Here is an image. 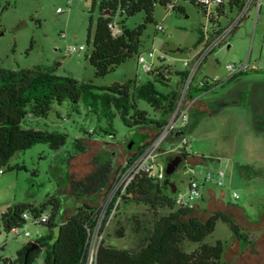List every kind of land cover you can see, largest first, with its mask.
I'll return each mask as SVG.
<instances>
[{
    "label": "rangeland",
    "instance_id": "rangeland-1",
    "mask_svg": "<svg viewBox=\"0 0 264 264\" xmlns=\"http://www.w3.org/2000/svg\"><path fill=\"white\" fill-rule=\"evenodd\" d=\"M99 1L96 0L93 7V0H74L66 9L64 0H0L1 7H7L0 15V68L40 69L79 83L92 82L96 88L124 84L129 80L144 83L147 75L135 55L106 76L94 77V69L85 56L92 50L91 41L87 42L89 17L91 15L95 26ZM173 4L184 12L155 4L153 23L146 25L141 37L140 53L148 64L157 65L158 56L164 55V64L172 70L191 72L200 49L196 44L198 30L209 31V23L189 1L175 0ZM58 8L65 12L57 13ZM237 15L232 12L229 18L235 21ZM143 19L144 14L138 13L128 18L125 25L133 29L142 24ZM113 22L117 25L119 19ZM222 24L227 25L225 21ZM159 26L161 31L157 30ZM226 42L207 55L193 76V86L210 80L214 87L191 103V121L198 120V124L187 131L186 151L190 155L172 174L171 182L175 184L177 198L186 197L191 180L200 185L202 199L192 205L193 215L201 220L213 212H224L242 227L249 228L253 224L249 234L252 242L242 246L226 224L217 222L214 232L204 242L209 245L216 241L227 243L222 264H264V121L255 123L245 106L250 98L256 102L264 98V0L259 15L256 17L255 11L251 10ZM81 45L85 47L84 51L65 56L67 47ZM149 52H153L154 57H150ZM246 62L256 69L248 68L238 82L227 83L226 67ZM179 82V77L172 76L168 87L156 85V88L163 93L177 90L180 96L184 86ZM241 82L250 84L230 98L231 105L226 106L221 102L222 97L236 92ZM93 92L100 93L98 90ZM137 106L150 116L154 115L146 103L138 101ZM22 128L66 134V144L59 151H52L46 145H35L9 160L8 166L14 170L0 167L4 171L0 174V215L9 207L39 206L51 198L59 200L65 217L73 215L84 204L98 209L101 212L100 227L104 219L107 222L101 234L96 230L92 236L88 251L91 261L102 240L117 249L137 251L146 243L154 221L170 213L169 209L154 212L145 205L129 203L110 210L106 218L109 208L106 191L95 198H76L70 194V181L83 180L95 169L96 161L111 159L115 170L137 152L140 141L143 144L153 141L155 133L129 129L116 116L111 123L113 138H110L101 132L108 129L106 120L89 112L82 100L75 110L69 101L52 105L47 117L26 118ZM89 133L91 137L87 135ZM76 139L84 144L85 152L74 151ZM169 146L165 144L158 150L159 167L163 168L171 158L164 154ZM240 167L248 169L242 172ZM207 175L213 180L204 183ZM217 178L222 185H218ZM233 194L238 198L234 199ZM45 211L50 212V207ZM26 229L31 238H14L0 227V242L6 243L4 257L14 260L26 243L48 233L45 226L27 225ZM52 231L57 234L56 228ZM118 232H122V238ZM195 248V244H184L187 252ZM44 256L42 251L33 264H42Z\"/></svg>",
    "mask_w": 264,
    "mask_h": 264
},
{
    "label": "trees",
    "instance_id": "trees-1",
    "mask_svg": "<svg viewBox=\"0 0 264 264\" xmlns=\"http://www.w3.org/2000/svg\"><path fill=\"white\" fill-rule=\"evenodd\" d=\"M174 1L100 0L99 15L95 26H93L90 15L87 29V42L91 41L92 50L85 56V59L93 67L94 77L102 78L134 55L140 56L141 37L146 25L153 23L155 4L163 8L172 5V10L183 13L184 10L175 6ZM187 1L195 5L202 13L197 0ZM95 3L96 0H93V7ZM242 6L243 3L239 0L229 2L227 4L228 13H237ZM6 8V6L1 7L0 4V15ZM138 13L144 14L143 23L133 29L127 28L125 25L127 19ZM116 18L119 19L117 24L119 34L113 36L108 24ZM201 40L202 31L198 30L196 44L199 45ZM243 74L232 77L227 80V83L238 82V78ZM146 75L147 79L144 83L129 80L124 84L96 88L92 82L79 83L71 78L56 77L52 73L40 69L7 70L0 68V167H6L9 171L14 170L15 168L8 166L9 160L35 145H46L52 151H59L65 146L66 134L22 128V123L26 118H45L52 105H61L65 101H69L75 110L79 101L82 100L84 107L89 112L104 118L108 129L101 132L110 138H113L110 130L111 123L116 116L129 129L140 133L150 131L156 134L167 124L179 98L177 90L163 93L156 88V85L168 87L172 76L179 77V83L183 85L187 79L188 71L176 72L169 65L158 61V64L154 65ZM249 84V82H241L240 90H246ZM213 87L214 84H205L203 87L190 84L187 99L193 100L203 96L209 93ZM94 90H98L100 93H94ZM138 101L146 103L154 115L150 116L148 112L140 110L137 106ZM225 105L231 104L226 102ZM245 106L255 123H260L259 119L264 121V98L261 102L250 98ZM191 120L189 115L185 128L177 131L181 132L180 138L170 140L169 137L177 133L174 132L162 146L177 144L180 139L186 137L187 131L194 129L198 124V120L193 122ZM87 135L92 136L90 133ZM148 144H143L140 141L137 152L131 156L129 161H133L141 154ZM74 151L83 153L86 151V147L76 139ZM184 153L186 156L190 155L186 150ZM246 169L248 167H240L242 172ZM113 171L114 164L111 159L96 161L95 169L83 180L70 181L71 196L76 198L102 196L108 189ZM163 182L157 183L146 174H139L120 197L121 205L142 204L154 212L158 209L171 210L168 215L159 216L154 221L146 243L137 251L117 249L102 240L90 261L89 245L101 212L84 204L78 207L73 215L65 217L59 200L51 198L39 206L15 205L0 215V227L5 233H8L12 228L20 227L23 224L22 214L24 212L37 213L50 207V219L44 225L48 229V233L26 243L16 253L14 260L5 258L3 264H33L42 251L45 254L42 264H222L227 243L216 241L215 244L209 245L204 242L206 237L214 232L219 221L228 226L231 234L242 246L251 243L246 230L241 228L235 219L227 213L213 212L205 220H201L193 215L192 208H177L175 204L176 188L173 194V190L164 186ZM114 203L115 199L109 206L106 218H108ZM106 222L107 220L104 219L98 230L99 234L103 232ZM54 228L57 229L56 235L52 231ZM118 236L122 238V232H118ZM185 243L195 244L196 248L187 252L184 250ZM33 246L35 247L30 250Z\"/></svg>",
    "mask_w": 264,
    "mask_h": 264
},
{
    "label": "built area",
    "instance_id": "built-area-1",
    "mask_svg": "<svg viewBox=\"0 0 264 264\" xmlns=\"http://www.w3.org/2000/svg\"><path fill=\"white\" fill-rule=\"evenodd\" d=\"M74 0H64V5L66 9H69ZM235 0H197V4L202 9V14L209 23V31L206 29L202 30V40L199 44L200 49L198 54L195 56L194 65L191 72H188L187 79L184 82V90L182 94L179 96L176 108L169 118L167 124L160 129L156 133V137L153 141L149 142L147 147L139 154L133 161H129L126 159L121 165H119L112 174L111 180L109 182L107 192V198L109 202V206L111 202L115 199V203L113 204L112 211L118 208L120 204V197L125 193L128 186L132 183V181L139 174H146L151 179H153L157 183H162L165 179L164 167H159L156 161L158 156V150L162 147L164 141L174 132L180 131L188 123L189 115H190V106L193 100H188L187 95L189 91V86L192 84L193 76L195 75L197 69L200 67L201 63L204 59L209 55L217 46L222 44H226V40L228 36L235 30V28L239 25V23L245 18L248 17L249 12L251 10L255 11L256 17L259 15V11L261 9V3L263 0H239L243 3V6L240 11L237 12V19L233 21L229 18L228 7L227 4ZM223 5V8L221 6ZM169 9H172L173 6L169 5ZM57 13L65 12L63 8H58L56 10ZM236 13V12H235ZM222 21H225L227 25H223ZM109 29L112 31V35L116 36L119 34L118 26L111 22L108 24ZM157 30H162L159 26ZM64 38V35L61 36ZM229 47V46H228ZM84 46H69L64 50L65 56H71L72 54L79 53L84 51ZM150 57H154L153 52H149ZM157 61L165 62L166 59L164 55H160L157 58ZM137 63L142 66V69L145 73L149 72L154 65L148 64L146 59L140 55L137 58ZM248 68L256 69L255 67H249L248 63L239 64L238 66L229 65L226 67L227 72L229 73V79L232 77L245 73ZM213 85V82L210 80H205L201 82L199 87H203L204 85ZM196 99V98H195ZM188 146V141L186 137L180 139L177 144H170L164 151V154L168 156H176L180 153L184 152ZM3 170L0 169V174H3ZM222 176V173L220 174ZM213 180L211 175H207L204 178V183ZM218 185H222V181L220 178H217ZM233 198L237 199L238 195L233 194ZM202 199V193L200 192V185L191 180L188 184L187 195L185 198H177L175 199V204L177 208H194L192 203ZM109 209V208H108ZM109 216V215H108ZM50 212L40 211L37 213L24 212L22 214L23 224L20 227L12 228L8 234L12 235L14 238L23 237V238H31L29 231L26 229L27 225L32 226H44L49 222ZM100 218L97 223V227L95 229L99 230ZM94 232V233H95ZM98 232V231H97ZM36 239V238H35ZM32 239L30 241H33ZM5 242H0V264H3V261L6 257L3 255ZM94 257V256H93ZM91 257V260L93 259ZM13 264V263H10Z\"/></svg>",
    "mask_w": 264,
    "mask_h": 264
},
{
    "label": "water",
    "instance_id": "water-1",
    "mask_svg": "<svg viewBox=\"0 0 264 264\" xmlns=\"http://www.w3.org/2000/svg\"><path fill=\"white\" fill-rule=\"evenodd\" d=\"M181 137V132H177L173 134L172 136L169 137V139H178ZM130 147V146H129ZM180 163V159L178 157L171 159L170 161L167 162V165L165 166L164 174H165V179L163 182L164 186H168L171 188L173 191L172 193H175V184L169 181V177L172 176V174L176 171L178 165ZM35 246L31 247L30 250H32ZM29 250V251H30Z\"/></svg>",
    "mask_w": 264,
    "mask_h": 264
},
{
    "label": "flooded vegetation",
    "instance_id": "flooded-vegetation-1",
    "mask_svg": "<svg viewBox=\"0 0 264 264\" xmlns=\"http://www.w3.org/2000/svg\"><path fill=\"white\" fill-rule=\"evenodd\" d=\"M237 91H238V93H237ZM237 91H236V92H235V91H232L231 93H227V94H225V95L222 97L221 102H223V103L229 102V101H230V98H232L234 95H237V94H239V93L242 92V91L240 90V88H237ZM259 121H260V123H261L263 120L259 119ZM256 128H258V127H256ZM184 154H185V153L182 152V153H180L179 155H176V156H173V157H171V158H168V161H170V160L173 159V158L178 157V158L180 159V163H179L177 169H179V168H181V167L184 165V162H185L186 158L188 157V156H186V155H184ZM177 169H176V170H177ZM169 181L171 182V176L169 177Z\"/></svg>",
    "mask_w": 264,
    "mask_h": 264
},
{
    "label": "crops",
    "instance_id": "crops-1",
    "mask_svg": "<svg viewBox=\"0 0 264 264\" xmlns=\"http://www.w3.org/2000/svg\"><path fill=\"white\" fill-rule=\"evenodd\" d=\"M264 219V218H263ZM237 222V221H236ZM238 223V222H237ZM241 228H243L244 230H246V232L248 233V235L251 233V229H252V227H254L253 226V224L252 225H249V228H247V227H242L240 224H238ZM253 235V234H252ZM251 236V235H250ZM251 237H253V236H251ZM236 239V238H235ZM249 240H250V242H252V240H251V238H249ZM236 241H238L237 239H236Z\"/></svg>",
    "mask_w": 264,
    "mask_h": 264
}]
</instances>
